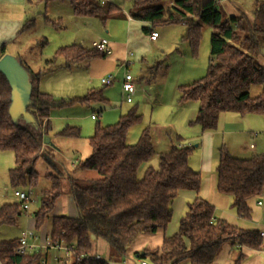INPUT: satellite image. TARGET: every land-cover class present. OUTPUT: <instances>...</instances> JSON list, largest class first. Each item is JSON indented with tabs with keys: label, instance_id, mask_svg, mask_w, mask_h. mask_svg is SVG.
Returning <instances> with one entry per match:
<instances>
[{
	"label": "trees",
	"instance_id": "obj_1",
	"mask_svg": "<svg viewBox=\"0 0 264 264\" xmlns=\"http://www.w3.org/2000/svg\"><path fill=\"white\" fill-rule=\"evenodd\" d=\"M78 16L98 17L105 23L114 13L115 6L109 1L69 0ZM217 0H133L129 15L136 20L150 23V29L158 25L178 23L185 26L183 39L190 44L196 55L205 25L212 28L210 55L204 77L181 85L178 102L198 103V113L189 125H197L202 131L215 130L220 115L236 112L241 115L256 113L264 115V66L257 58L264 47V0L255 1L253 18L245 12L229 16L217 6ZM34 18L24 28H29ZM145 31H149L147 26ZM5 46L0 48V58ZM106 55L95 48L73 43L59 47L46 66L29 71L32 83L31 104L27 108L33 121L10 115L11 87L0 72V150L12 151L14 166L9 170L12 187L36 186L40 176L35 168L37 160L44 156L49 163L53 157L45 142L51 129V110L67 104L107 103L104 87L92 88L82 97L69 101L56 100L50 93L39 88L41 77L57 68L58 58L64 67L78 65L83 61L104 58ZM255 85L262 89L256 96L250 91ZM142 119L138 106L134 105L111 125L96 124L93 135L88 138L90 155L79 160L67 173H49L50 185L41 190L40 206L34 217L39 229L50 219L51 242L71 246L72 264H113L128 257L131 244L142 234H155L165 229L173 218L172 205L182 190L198 192L201 173L188 162L195 145L183 144V138L171 140L169 149L159 153V163L146 165L156 154L148 127L144 128L136 143L128 141L129 129ZM59 135L78 137V127L66 126ZM53 159V158H52ZM146 165L143 168V165ZM143 168V173L141 169ZM84 170L96 171L97 177H80ZM216 189L232 198V207L239 215H250L249 200L264 191V153L250 157L233 155L226 146L219 148L216 166ZM64 181L68 182L77 214L53 215L57 200L64 193ZM23 211L18 201L0 206V226L16 225ZM104 240L109 258H96L95 242ZM20 238L0 241L1 264H43L45 253L37 248L17 253ZM225 243L260 249L264 237L257 229H243L225 219L215 220V206L197 196L187 203V210L179 221L176 233L166 236L162 245L137 252L139 258L151 264H210ZM83 254L90 257L81 258ZM101 256V255H100ZM237 259L235 264H240ZM47 264V262H46Z\"/></svg>",
	"mask_w": 264,
	"mask_h": 264
},
{
	"label": "rangeland",
	"instance_id": "obj_2",
	"mask_svg": "<svg viewBox=\"0 0 264 264\" xmlns=\"http://www.w3.org/2000/svg\"><path fill=\"white\" fill-rule=\"evenodd\" d=\"M108 1L115 6L114 13L108 18V24L111 23L112 25L121 20L118 15L119 12L127 14L131 11L133 5V0ZM255 1L231 0L228 6L233 9H243L247 15L252 17ZM161 2L169 4L172 0H161ZM222 8L225 9V5ZM29 11L31 14L28 16V19L34 18L33 24L14 45L8 46L6 54L17 57L32 71H37L46 66V63H43V65L40 63L42 51L46 54L48 53V57L52 58L55 51L64 45L81 43L86 47H90L92 39L98 38V29L100 31L104 29L98 17L75 15L69 0H33ZM155 29L161 35L162 42L149 44L146 41L137 42L135 40L137 44L136 48L140 51L138 54L139 58L137 60L134 57V64L130 65L129 68H123L121 72H117L120 76L115 82L106 85L104 95L108 99L107 103L67 104L55 106L51 110L52 128L48 131L46 138H49L51 144L56 147L54 151H51L53 155V159L51 158V160L54 163H49V160L44 156L37 160L35 168L40 176L38 185L34 187L29 185L12 187L9 179V170L15 164L14 154L12 151L0 150V206L4 202L16 201L14 191L18 190L30 192L32 199L31 212H36L40 206L41 190L50 185L46 175L58 173V171L63 173L72 171L76 166V164H72L73 159L84 160L90 155L91 146L89 145L88 138L93 135L96 124L99 123L102 126L114 124L119 120L120 116L126 114L134 105L138 106V112L141 114L142 119L129 129V141L131 139L137 140L142 130L148 127L155 142L156 154L146 165L150 164L157 167L159 153L169 149L171 140L177 138V135L181 136L183 141H186V144H190L187 140L195 137V129L198 126H190L187 124L188 122H184L181 118L182 110L185 113L188 111L187 108H183L191 104V102L178 105L180 97L179 87L205 76L211 56L210 35L212 28L209 25L204 26L196 55L192 54L189 42L183 39L186 32L184 25L171 23L158 25ZM139 30L142 31L141 28ZM174 46L176 47L174 48ZM132 51L137 54L136 49L133 48ZM143 56L146 57L145 61L142 60ZM61 60V58H58L56 64L58 65V62ZM85 68V63H82L79 67H74L71 70L60 69L48 72L41 77L39 88L41 85V91L52 94L56 100L64 99L66 101L74 97L84 96L91 87L101 88L103 84L100 81H92L90 85L88 84V80L85 78ZM126 71L132 74L135 82L136 92L133 95L132 103L125 101V96H123L120 89V77ZM261 89V85H255L251 88L250 93L252 96H256L260 93ZM175 99L176 102L173 105H169ZM92 115H95L96 118L92 119ZM233 116L242 118L241 123L230 125L231 122H227L226 126H224L226 119ZM220 118L222 120H219L218 128H216L217 135L221 141L220 143L224 142L232 153H239L241 151L239 145L246 142V139L247 141H253L256 145V148L252 149L254 153H264V115L256 113L241 115L236 112H224L220 115ZM66 126L78 127L80 135L78 137L59 135L58 132ZM254 133H257L258 136L251 138V134ZM220 143L219 145H221ZM196 144L197 142L192 143V145ZM197 152L195 148L189 156V162L192 167L196 166ZM217 155L218 151H215V156ZM235 155L237 156L238 154ZM241 155L246 156L239 157H250L253 153L247 152ZM213 163L215 166L217 158H213ZM146 165L144 164L143 168ZM143 168L141 169V173L144 171ZM212 172H216V170L212 168L210 171L205 170L202 174L204 177V191L209 189ZM78 175L80 177L98 176L97 172L92 170L80 171ZM64 188L66 189L65 195L57 200L52 214L75 216L77 214L76 208L72 200L68 201L71 194L69 193L67 181H64ZM185 192L187 191L179 192L178 198L175 199L172 205L174 222L177 226H179V221L187 210ZM222 198L226 197L222 195L221 200ZM260 199L264 201V191ZM221 204L224 211H236L228 202L221 201ZM29 218L31 217L23 213L16 225H1L0 241L23 236L29 229L26 223H24ZM46 222L50 224V219H47ZM34 232L38 236V231ZM140 238H144L143 234L139 237L138 241L133 242L134 245H130L129 250H132L142 240ZM48 243L45 245L46 250H48L47 255L45 254L48 264H59L56 257L64 256V252L52 247L50 240ZM29 244L32 248L39 245L32 237L29 238ZM95 246L96 251L99 252L102 258H109L108 245L104 240L98 239L95 242ZM138 258L135 257V254L132 255L133 260ZM61 259L63 260L62 257H60ZM65 259L66 264H72L74 257L71 255ZM139 261V264H141L143 259L139 258ZM145 261L147 264H151L148 259Z\"/></svg>",
	"mask_w": 264,
	"mask_h": 264
},
{
	"label": "crops",
	"instance_id": "obj_3",
	"mask_svg": "<svg viewBox=\"0 0 264 264\" xmlns=\"http://www.w3.org/2000/svg\"><path fill=\"white\" fill-rule=\"evenodd\" d=\"M230 1L231 0H225V1L219 0L217 6L229 16L238 15L240 12L243 11V9H240V8L233 9L229 7L228 4ZM32 3H33V0H0V48L2 47V45L5 46V54L7 53L8 46L14 45V43L19 38L24 36L25 33L29 30V28L25 29L24 25L28 20L32 19V18L28 19V16L31 14V12L29 11V7ZM224 5H225V9L222 8V6ZM118 15L121 19L119 20V22H115L116 24L112 25L111 23L108 24L109 22L108 20L105 23L101 21L104 29L101 31L100 29H98L97 31L98 38L96 39H100L102 37L107 38L111 43L112 53L110 55H106L104 58H95L92 60H87V61L82 62V63H85L86 65V68L84 69L85 74H86L85 78L86 80H88L89 85L91 84L92 81L101 82V79L103 77H106L110 74L114 75V81H113L114 83L115 80L120 76L119 73L117 72H121L123 71V68H129L130 65L134 64L135 62L134 57H136V59L138 60L139 58L138 54L140 52L139 49L136 48L137 44L135 40H137V42L146 41L149 44H153V43L155 44L157 42H162L160 34L156 40H152L150 38L151 32L153 30H156L155 28L150 29V23L133 19L129 15V13L125 14L123 12H119ZM145 26L149 28V31L144 30ZM140 28L142 29V31L139 30ZM96 39L93 38L92 41ZM78 44H81V43H78ZM133 48L136 49L137 54H135L132 51ZM50 58L51 57H48V53L46 54L44 51H42L41 56H40V63L43 65V63H45V61ZM145 59L146 57L143 56L142 60L145 61ZM210 59H211V56H210ZM257 59L259 60L260 64L264 66V47L261 53L258 55ZM58 63H59L58 67L53 69L51 72L55 70H60V69L71 70L74 67H79V65L82 64L80 63L78 65L77 64L72 65L71 67H64L62 65L63 59L59 61ZM124 74L125 72L120 77V83H121L120 89H121L122 94H123L122 82H123ZM102 87L105 88L106 85H103ZM92 88H99V87H91V89ZM40 89H41V85H40ZM132 102H129V103H132ZM175 102H176V99L172 100L171 103H169V105H173ZM189 102H191V104H188L187 106H185V108H183V109L187 108L188 110L187 113L183 112L182 110V115H181L182 120L184 122H188L187 124H189L190 121L194 120L198 113V103L195 101H189ZM178 105H182V104L178 102ZM51 118L52 117H50L51 128H52ZM92 119H95V118H92ZM220 119L222 120V118H219V120ZM241 119L242 118L238 116L229 117L224 122V126H226L227 122H231L230 125L239 124L242 121ZM195 130H196L195 137L191 138L190 140H187V142L190 144L197 142V144L195 145V148L198 151L196 166L192 167L189 162V159H188V162H189V165L193 169L198 170L201 173V187L198 192L192 191V190L180 191V192L187 191L184 194L187 199V203L193 200L195 197L200 196L215 206V220L225 219L227 222L237 227H240L243 229H257L260 232H263L264 231V201L260 199L261 196L252 198L249 200V207L251 210L250 215L248 217H243L239 215L237 211L229 210L230 211L229 212V211H224L222 209L221 201L230 203V206L232 207V198L228 195L221 194L217 191L216 172L211 173L209 189H207L206 191L203 190V179H204V177L202 176L203 172L205 170L210 171L212 170V168L216 170V166H217L218 158H219V148L223 145L224 146L226 145L224 142L220 143L221 141L219 140V137L216 132L217 129L210 130V131H202L200 127L198 126ZM251 135H252L251 138L258 136L257 133H254ZM137 140L131 139L129 141V138H128V141L130 143H136ZM152 142L154 145L155 143L154 138H152ZM219 143L221 145H219ZM183 144H186V141H183ZM54 146L47 145L46 148L49 149V151L51 152V151H54V149L56 148ZM239 146L241 150L239 153H236V152L232 153L230 148L228 150L233 155L238 154L237 156H246V155H241V154L243 153L246 154L247 152L255 154L252 151V149L254 150L256 148V145L254 144L253 141H247L246 139V142H243V144H240ZM215 151H218L217 156H215ZM213 158L214 159L217 158V163L215 166L213 165L214 164ZM78 161L79 159L75 158L72 160V164H77ZM65 191L66 189L64 188V193ZM64 193L61 196H64L65 195ZM222 195H224L226 198H222L221 200ZM70 200H72L73 205L75 207L72 195H70L68 201ZM54 215H58V214H54ZM46 221L47 219L45 220L44 224L39 229L36 228V219L34 216L26 220L24 223H26L27 227L29 228L28 230L38 231V236L36 235L37 238L33 240H36V242L39 243V245L36 247L34 246L32 249L41 248L43 249L44 253L47 255L48 250H46L45 245L50 240L49 238L50 224H48ZM174 221L175 220H174V211H173L172 221L169 223V225L165 229H161L157 233L152 234V235L143 234L144 238L143 239L140 238L142 240H140V242H138V244H136V246H134L132 250H128V257L122 262H115L113 264H139L140 261H139L137 252H141L144 249H154V248L160 247L162 245L164 237L173 235L174 233L178 231L179 226H177V224ZM139 237L135 240V242L138 241ZM134 243L131 245H134ZM57 250L62 251L60 249H57ZM133 254H135V257H137L138 259L133 260L132 259ZM60 257L63 258L62 261L58 260V258ZM68 257H66L64 254V256L56 257V260L58 261L59 264H66L65 258H68ZM237 259H240L241 261L240 264H264V244L260 249H255L249 246H240L238 244L233 245L230 243H225L222 246L220 252L215 257L214 261L210 264H235ZM46 261H47V258H46ZM182 264H190V263L183 262Z\"/></svg>",
	"mask_w": 264,
	"mask_h": 264
},
{
	"label": "built area",
	"instance_id": "obj_4",
	"mask_svg": "<svg viewBox=\"0 0 264 264\" xmlns=\"http://www.w3.org/2000/svg\"><path fill=\"white\" fill-rule=\"evenodd\" d=\"M102 4L106 3L108 0H100ZM219 0H217L218 3ZM159 36V33L157 30H153L150 34V38L152 40H156ZM91 47L95 48L97 51L105 54V55H110L112 53V46L110 41L105 38L102 37L100 39H96L94 41L91 42ZM114 81V75L110 74L106 77H103L101 79V82L103 85H110L112 84ZM135 82H134V77L132 76L131 73L125 72L124 76H123V82H122V91L123 94L125 96V100L126 102H132L133 100V95L135 93ZM92 118H96L95 115H92ZM14 196H15V200L20 202L21 204V208L24 214H26L29 217H33L34 213L31 212V195L30 192H24V191H18L15 190L14 191ZM261 203V202H259ZM261 236L264 237V231L260 232ZM32 237L33 239H36L37 236L35 234V232L33 230H28L26 231V233L20 238V243L19 245L15 248V251L17 253H26L28 251H31L32 246L29 244V238ZM50 245L56 249H60L64 252L65 256L68 257L71 254V246L66 245L62 242H51L50 241ZM83 257H90V254H83L81 255V258ZM100 254H96V258H100ZM58 260H60V258H58ZM62 261V259L60 260ZM46 259H43V264H46ZM141 264H147L146 261H142Z\"/></svg>",
	"mask_w": 264,
	"mask_h": 264
},
{
	"label": "water",
	"instance_id": "obj_5",
	"mask_svg": "<svg viewBox=\"0 0 264 264\" xmlns=\"http://www.w3.org/2000/svg\"><path fill=\"white\" fill-rule=\"evenodd\" d=\"M0 72L7 78L11 87L10 115L12 118L17 120L22 117L26 121H33L31 115L26 111L31 104L32 93L29 71L17 57L4 54L0 58ZM49 141L50 139L46 138L45 142Z\"/></svg>",
	"mask_w": 264,
	"mask_h": 264
}]
</instances>
